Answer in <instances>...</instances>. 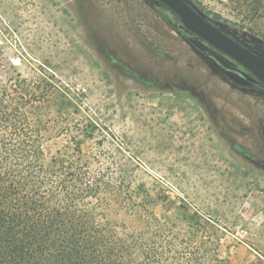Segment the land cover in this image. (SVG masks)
<instances>
[{
  "label": "rangeland",
  "instance_id": "rangeland-1",
  "mask_svg": "<svg viewBox=\"0 0 264 264\" xmlns=\"http://www.w3.org/2000/svg\"><path fill=\"white\" fill-rule=\"evenodd\" d=\"M187 1L264 56V18L247 5ZM0 62L3 78L12 64L60 85L75 103L64 109L73 125L93 117L105 127L107 136L85 149L105 147L136 187L161 195L160 219L188 205L220 228L224 257L264 264V83L170 8L157 0H0Z\"/></svg>",
  "mask_w": 264,
  "mask_h": 264
},
{
  "label": "trees",
  "instance_id": "trees-1",
  "mask_svg": "<svg viewBox=\"0 0 264 264\" xmlns=\"http://www.w3.org/2000/svg\"><path fill=\"white\" fill-rule=\"evenodd\" d=\"M233 1L264 18V0ZM5 68L0 62V264H236L210 218L181 205L160 219L161 195L136 187L105 147L85 149L105 127L93 117L73 125L64 109L75 103L60 85L12 64L3 78Z\"/></svg>",
  "mask_w": 264,
  "mask_h": 264
},
{
  "label": "water",
  "instance_id": "water-1",
  "mask_svg": "<svg viewBox=\"0 0 264 264\" xmlns=\"http://www.w3.org/2000/svg\"><path fill=\"white\" fill-rule=\"evenodd\" d=\"M159 1L174 11L189 31L235 59L264 83V56L216 27L187 0Z\"/></svg>",
  "mask_w": 264,
  "mask_h": 264
}]
</instances>
